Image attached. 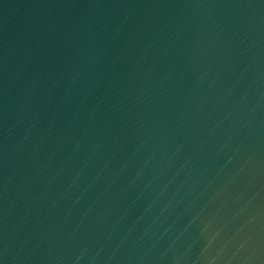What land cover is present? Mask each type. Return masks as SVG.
<instances>
[{"label": "water", "instance_id": "95a60500", "mask_svg": "<svg viewBox=\"0 0 264 264\" xmlns=\"http://www.w3.org/2000/svg\"><path fill=\"white\" fill-rule=\"evenodd\" d=\"M0 264H264V0H0Z\"/></svg>", "mask_w": 264, "mask_h": 264}]
</instances>
